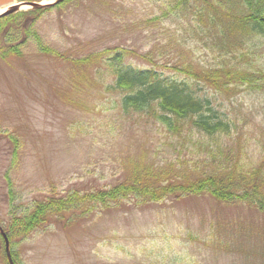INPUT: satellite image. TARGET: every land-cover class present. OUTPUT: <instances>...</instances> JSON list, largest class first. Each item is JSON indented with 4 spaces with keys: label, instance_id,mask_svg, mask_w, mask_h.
Masks as SVG:
<instances>
[{
    "label": "rangeland",
    "instance_id": "1",
    "mask_svg": "<svg viewBox=\"0 0 264 264\" xmlns=\"http://www.w3.org/2000/svg\"><path fill=\"white\" fill-rule=\"evenodd\" d=\"M166 2L67 0L41 11L30 27L58 56L41 52L34 35L22 47V56L0 55L3 225L32 214L51 195L119 184L131 162L193 170L188 161L200 156L192 158L178 141L170 148L167 133L153 121L121 113L107 91L112 79L97 80L98 69L91 61L74 64L121 48L132 51L127 63L140 66H146L141 56L155 51L154 61L166 73H172L170 67L159 59L191 51L199 62H216L213 51L220 52V47L212 38L208 43L214 49L208 51L196 39L181 43L193 39L183 21L188 18L177 17ZM164 10L173 13L164 15ZM250 46L258 48L255 67L264 68V43L249 41L245 50ZM213 96L216 109L238 126L235 138H241L247 158L262 163L264 90L228 88ZM62 214L50 215L46 225L12 238L16 264H264V211L243 200L187 194L140 208L125 201L113 209L86 212L71 207ZM0 264H9L1 237Z\"/></svg>",
    "mask_w": 264,
    "mask_h": 264
},
{
    "label": "trees",
    "instance_id": "2",
    "mask_svg": "<svg viewBox=\"0 0 264 264\" xmlns=\"http://www.w3.org/2000/svg\"><path fill=\"white\" fill-rule=\"evenodd\" d=\"M164 1L168 3L166 7L177 11V17L188 18L183 21L188 26L187 36L192 33L193 39H181V43L196 39L208 51L214 49L208 43L212 38L216 42H210L220 47V52L213 51L216 62H199L191 51L174 59H159L170 67L172 73H166L154 61L155 51L142 55L146 66H140L127 63L132 51L121 48L91 54L74 64L91 61L98 69L97 80L102 76L112 79L107 91L115 96L121 113L153 121L167 133L172 141L170 148L173 141H178L176 145L180 144L192 158L200 156L197 161H188L193 170L177 171L173 165L157 168L147 161L131 162L125 181L119 184L86 193L74 191L65 197L51 195L32 214L14 217L6 225L0 221L10 240L26 236L46 225L50 215L65 214L71 207L88 212L117 208L126 201L140 208L187 194L208 193L218 201L243 200L264 211V161L255 165L247 158L241 138H235L238 126L216 109V97H210L212 92L228 88L234 91L243 87L251 93L264 90V68L255 67L258 48L250 46L245 50L249 41L264 43V0ZM41 11L0 19L3 58L22 56V47L32 35L41 52L59 55L30 30ZM27 15L33 18L24 20ZM107 52L111 54L105 56ZM260 148L264 153V145Z\"/></svg>",
    "mask_w": 264,
    "mask_h": 264
},
{
    "label": "water",
    "instance_id": "3",
    "mask_svg": "<svg viewBox=\"0 0 264 264\" xmlns=\"http://www.w3.org/2000/svg\"><path fill=\"white\" fill-rule=\"evenodd\" d=\"M11 1H12V0H0V7H1L2 5L7 4L8 2H11ZM64 1H65V0H55V1L52 2L51 4H46V5H44V6H42V5H40V4H37V3H34V4H32V6L35 7V8H40V7H48V8H50V7H53V6L57 5V4L62 3V2H64ZM17 10H18V7H12V8H10V10H8V11H6V12L0 14V17L7 16V15H9V14H11V13H14V12L17 11ZM0 231H1V233L3 234L4 239H5V241H6L7 254H8V256L10 257V253H9V251H8L9 242H8V240H7L6 235H5L4 232L1 230V228H0ZM11 264H13L12 261H11Z\"/></svg>",
    "mask_w": 264,
    "mask_h": 264
},
{
    "label": "flooded vegetation",
    "instance_id": "4",
    "mask_svg": "<svg viewBox=\"0 0 264 264\" xmlns=\"http://www.w3.org/2000/svg\"><path fill=\"white\" fill-rule=\"evenodd\" d=\"M20 2L23 3V4H28V5L34 4L33 0H21ZM26 19L27 20H31L29 16L26 17ZM8 261H9V258H8Z\"/></svg>",
    "mask_w": 264,
    "mask_h": 264
},
{
    "label": "bare ground",
    "instance_id": "5",
    "mask_svg": "<svg viewBox=\"0 0 264 264\" xmlns=\"http://www.w3.org/2000/svg\"><path fill=\"white\" fill-rule=\"evenodd\" d=\"M0 12H1V10H0Z\"/></svg>",
    "mask_w": 264,
    "mask_h": 264
}]
</instances>
